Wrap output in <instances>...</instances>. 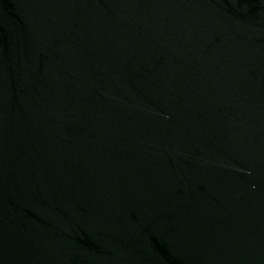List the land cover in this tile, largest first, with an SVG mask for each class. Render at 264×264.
Returning a JSON list of instances; mask_svg holds the SVG:
<instances>
[{"label":"water","instance_id":"obj_1","mask_svg":"<svg viewBox=\"0 0 264 264\" xmlns=\"http://www.w3.org/2000/svg\"><path fill=\"white\" fill-rule=\"evenodd\" d=\"M0 264H264V0H0Z\"/></svg>","mask_w":264,"mask_h":264}]
</instances>
